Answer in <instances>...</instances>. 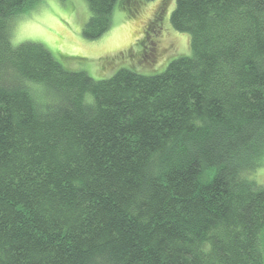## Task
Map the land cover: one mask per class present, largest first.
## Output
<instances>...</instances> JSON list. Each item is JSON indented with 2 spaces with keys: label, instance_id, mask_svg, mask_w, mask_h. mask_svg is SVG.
Instances as JSON below:
<instances>
[{
  "label": "trees",
  "instance_id": "trees-1",
  "mask_svg": "<svg viewBox=\"0 0 264 264\" xmlns=\"http://www.w3.org/2000/svg\"><path fill=\"white\" fill-rule=\"evenodd\" d=\"M38 1L0 0V264H264V0H175L192 53L104 79L13 42Z\"/></svg>",
  "mask_w": 264,
  "mask_h": 264
},
{
  "label": "rangeland",
  "instance_id": "rangeland-1",
  "mask_svg": "<svg viewBox=\"0 0 264 264\" xmlns=\"http://www.w3.org/2000/svg\"><path fill=\"white\" fill-rule=\"evenodd\" d=\"M174 7L175 0H118L110 29L88 39L83 35L90 16L87 0H39L11 19L10 31L14 43L41 42L65 68L87 71L95 79L121 68L156 74L192 53L190 34L171 25ZM249 178L264 187V160ZM260 246L264 255V231Z\"/></svg>",
  "mask_w": 264,
  "mask_h": 264
},
{
  "label": "flooded vegetation",
  "instance_id": "flooded-vegetation-1",
  "mask_svg": "<svg viewBox=\"0 0 264 264\" xmlns=\"http://www.w3.org/2000/svg\"><path fill=\"white\" fill-rule=\"evenodd\" d=\"M156 45H157V42L155 43V41H153V49H154V51H156Z\"/></svg>",
  "mask_w": 264,
  "mask_h": 264
}]
</instances>
